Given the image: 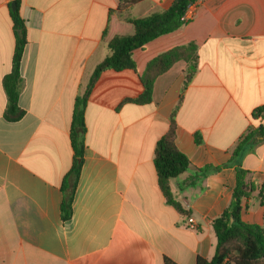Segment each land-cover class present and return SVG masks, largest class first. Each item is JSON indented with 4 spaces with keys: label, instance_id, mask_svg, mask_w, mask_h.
<instances>
[{
    "label": "crops",
    "instance_id": "1",
    "mask_svg": "<svg viewBox=\"0 0 264 264\" xmlns=\"http://www.w3.org/2000/svg\"><path fill=\"white\" fill-rule=\"evenodd\" d=\"M119 1H20L25 114L8 122L3 80L12 70L16 36L13 1L0 0V264H164L165 258L196 264L215 255L213 222L231 204L236 169L207 177L195 170L228 163L239 138L264 125L253 117L264 106V0H199L181 30L134 52L136 70L100 76L85 109L83 162L72 215L64 221L77 99L110 54L108 40L133 33L116 13ZM173 1L145 0L119 14L143 18ZM188 43L197 46L199 64L177 114L176 144L191 169L170 183L185 215L166 202L154 153L178 104L186 62L156 79L150 103L133 101L144 93L147 64ZM240 163L264 185V141ZM241 217L264 225V195L243 200Z\"/></svg>",
    "mask_w": 264,
    "mask_h": 264
},
{
    "label": "trees",
    "instance_id": "2",
    "mask_svg": "<svg viewBox=\"0 0 264 264\" xmlns=\"http://www.w3.org/2000/svg\"><path fill=\"white\" fill-rule=\"evenodd\" d=\"M16 3V10H11L16 36V48L13 57L11 72L4 77L3 86L7 97V107L4 117L8 122H17L25 114L19 106V97L23 87L21 76V62L24 48L27 43L25 22L20 15V1ZM145 0H120L116 10L119 18L133 27V33L127 35L116 34L108 40L110 54L95 68L83 94L77 99L72 122V146L74 150V164L63 183L64 201L62 204V218L67 221L72 215V202L79 178L83 155L85 150L84 136L86 133L85 109L92 89L100 76L108 70L120 72L131 69L136 70L133 54L137 50L144 49L152 41L181 30L189 21L185 20L188 9L198 0H174L165 11L154 13L143 18H125L119 13L127 10L136 3ZM107 29L104 38L107 36ZM178 61L186 62L184 81L181 95L172 115L168 132L162 136L156 144L154 153V166L156 169L158 184L164 194L166 202L175 207L180 213L189 215L182 205L177 202L171 192L170 183L191 169L188 157L179 150L176 144L177 114L184 102V95L189 85L198 72L199 55L194 43L175 47L166 51L148 64L141 76L144 85V93L133 102L147 104L152 101V92L156 79L167 72ZM254 118H264V106L254 111ZM196 142L201 143L199 134L195 135ZM264 141V125L250 130L242 135L228 163L222 166H205L196 169L200 176L218 173L223 168L235 167L236 184L233 189L230 206L223 214L214 220L217 245L212 259L198 257L196 264H264V225L249 224L242 220V202L245 199L257 197L262 199L264 185L259 187L253 180L251 172L242 168L240 159ZM164 264H176L165 258Z\"/></svg>",
    "mask_w": 264,
    "mask_h": 264
},
{
    "label": "built area",
    "instance_id": "3",
    "mask_svg": "<svg viewBox=\"0 0 264 264\" xmlns=\"http://www.w3.org/2000/svg\"><path fill=\"white\" fill-rule=\"evenodd\" d=\"M198 1H199V0H198ZM198 1H197V2H198ZM197 2H196V3H197ZM196 3H194V4L188 9V11L186 12L185 20H187V21L190 20V18H191V16H192L193 8H194V6H195ZM188 225H189V227L192 228V229H195V228H196V222H195V220H194L192 217H189V218H188Z\"/></svg>",
    "mask_w": 264,
    "mask_h": 264
},
{
    "label": "water",
    "instance_id": "4",
    "mask_svg": "<svg viewBox=\"0 0 264 264\" xmlns=\"http://www.w3.org/2000/svg\"><path fill=\"white\" fill-rule=\"evenodd\" d=\"M12 10H16V3L15 2L12 3Z\"/></svg>",
    "mask_w": 264,
    "mask_h": 264
}]
</instances>
